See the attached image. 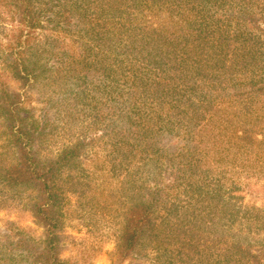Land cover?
I'll list each match as a JSON object with an SVG mask.
<instances>
[{"label": "trees", "instance_id": "trees-1", "mask_svg": "<svg viewBox=\"0 0 264 264\" xmlns=\"http://www.w3.org/2000/svg\"><path fill=\"white\" fill-rule=\"evenodd\" d=\"M112 136L145 180L112 264H264V0H0V188L43 230L6 222L0 264H73L63 182Z\"/></svg>", "mask_w": 264, "mask_h": 264}, {"label": "rangeland", "instance_id": "rangeland-1", "mask_svg": "<svg viewBox=\"0 0 264 264\" xmlns=\"http://www.w3.org/2000/svg\"><path fill=\"white\" fill-rule=\"evenodd\" d=\"M52 91L59 92L55 94L56 97L67 95V90H60L58 86H54ZM34 104L38 109L43 108V103L35 101ZM72 108L74 114L81 112L83 117L70 127L65 123L71 112L62 111V115L57 117L60 122L55 125L59 130H56L50 148L54 153L72 145L78 138L84 139V130L92 123L90 116L93 113L90 107L76 105ZM100 137L101 134L96 136L98 139ZM116 142L112 136L91 143L83 160V171H75L63 182L66 226L61 257L73 264H112L118 238L125 225V213L131 204L140 200L139 188L145 184V180L136 170L142 163L137 160H130L128 163L123 161L122 156L114 151ZM0 195L7 202V208L0 209V232H5L4 224L10 222L32 230L41 238L43 230L35 225L34 219L26 211L22 201L24 198L3 188H0ZM261 196L262 198L249 196L245 203H255L258 208L264 209V193ZM142 252L143 256L137 255L126 264H158L149 252Z\"/></svg>", "mask_w": 264, "mask_h": 264}]
</instances>
